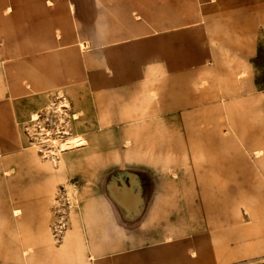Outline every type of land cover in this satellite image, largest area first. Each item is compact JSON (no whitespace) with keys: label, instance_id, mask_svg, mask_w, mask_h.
<instances>
[{"label":"crops","instance_id":"1","mask_svg":"<svg viewBox=\"0 0 264 264\" xmlns=\"http://www.w3.org/2000/svg\"><path fill=\"white\" fill-rule=\"evenodd\" d=\"M263 56L264 0H0V177L8 163L16 177L35 162L21 124L58 94L86 141L64 161L100 163L104 179L142 178L130 198L103 180L85 202L84 236L100 264L145 257L133 242L171 241L164 226L180 227L186 188L190 219L205 226L228 221L223 195L247 194L264 242ZM182 156L188 186L175 180ZM210 239L189 242L193 264L231 259L207 256Z\"/></svg>","mask_w":264,"mask_h":264},{"label":"rangeland","instance_id":"2","mask_svg":"<svg viewBox=\"0 0 264 264\" xmlns=\"http://www.w3.org/2000/svg\"><path fill=\"white\" fill-rule=\"evenodd\" d=\"M261 61L259 79L264 86V56ZM57 95L50 98L45 108L33 113L39 116L37 121H33L31 114L21 124L26 145L35 154V162L22 166L20 171H17L16 177L13 175L15 171L11 169L12 163H8L9 165H6L10 170L5 171L3 178L0 177V197L2 190L4 191V199L0 200V251L4 256L0 257V264H100L104 258H91L89 250L91 244L84 236L85 202H89L93 196L96 197L98 190L104 188L103 180L120 196L129 198L132 194L125 191L128 185L142 184L139 175L125 176L118 172L104 179L106 172L96 171L100 163L78 162L75 158L64 161L65 155L72 153L76 155L74 153L76 149L84 148L86 141L84 140L83 146L61 150L69 146L67 144L69 138L82 140L80 136L84 137L85 133L78 129V116L71 106H61L63 104L61 101L65 103L67 98H62L60 101L57 100ZM45 113L47 118L44 116ZM181 115V122L187 123V113L183 112ZM81 153H87V149L82 150ZM175 165H180V169L176 170L178 178L175 180L182 186H188L187 158L182 156L181 162ZM64 174L68 177L61 180ZM159 181L171 184L166 177H160ZM1 184L4 185V189L1 188ZM37 196L43 200L42 203H34ZM181 196L180 227L172 233L168 230L173 226H164L165 231L167 230L166 234H172L170 236L173 239L133 242L130 246L134 251L146 253L145 257L139 256L133 259V264H139L143 258L151 260L154 257L164 261V263L160 262L162 264H193L190 255L196 249L190 250L192 248L189 242H193V248L196 245L195 240L200 241L204 247L205 236L212 237L209 242L211 247L216 248L213 249V253L206 254L207 256L217 254L223 259L231 257L230 260L226 259L216 264H264L263 235L260 242L255 240L258 237L259 227L254 225L252 217L258 215V210L249 202L251 197L247 198V194L223 195L227 199V202L223 203V213L228 221L205 226L199 220L190 219L187 188L182 189ZM43 207L46 211L39 209ZM16 208H20L21 211ZM236 210L241 212L240 221H237L239 214ZM213 221L215 223L218 220L213 219ZM16 235L20 236L19 238L17 236L19 240L15 241L13 239H16ZM234 237L239 241H234ZM156 251L159 255L154 253ZM208 251L210 248H207ZM150 252L152 255L149 254ZM202 252H205L203 248L201 251L198 250L197 257H200Z\"/></svg>","mask_w":264,"mask_h":264},{"label":"bare ground","instance_id":"3","mask_svg":"<svg viewBox=\"0 0 264 264\" xmlns=\"http://www.w3.org/2000/svg\"><path fill=\"white\" fill-rule=\"evenodd\" d=\"M63 104H61V106H63V107H68V105H69V103H68V101L66 100L65 101V103L63 102V101H61ZM59 109H61V108H59ZM60 111H63V110H60ZM75 115V114H74ZM35 118H37V114H35V115H33V119H35ZM65 133V132H64ZM68 133V132H67ZM67 144H69V146H66V147H63L61 150L63 151V150H66L68 147H70V148H74V147H79V146H83L84 144H85V141H84V139H82V140H72L71 138H69L68 139V141H67ZM111 213V212H110ZM115 214V213H114ZM190 257H191V255H190ZM92 258V257H91Z\"/></svg>","mask_w":264,"mask_h":264},{"label":"built area","instance_id":"4","mask_svg":"<svg viewBox=\"0 0 264 264\" xmlns=\"http://www.w3.org/2000/svg\"><path fill=\"white\" fill-rule=\"evenodd\" d=\"M60 99L62 100V98H58L57 100H60ZM61 100H60V101H61ZM44 116H45V118H47V114H46V113L44 114ZM38 118H39V116L37 115V118L33 119V121H37Z\"/></svg>","mask_w":264,"mask_h":264}]
</instances>
